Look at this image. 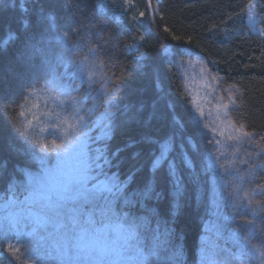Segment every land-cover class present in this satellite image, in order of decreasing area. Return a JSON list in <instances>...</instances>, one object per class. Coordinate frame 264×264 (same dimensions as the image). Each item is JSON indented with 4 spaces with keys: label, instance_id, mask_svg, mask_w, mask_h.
<instances>
[{
    "label": "trees",
    "instance_id": "1",
    "mask_svg": "<svg viewBox=\"0 0 264 264\" xmlns=\"http://www.w3.org/2000/svg\"><path fill=\"white\" fill-rule=\"evenodd\" d=\"M129 2L130 7L124 0H0V114L7 120L0 132V228L15 233L18 228L7 218L31 202L28 184L39 174L44 154L37 141L59 143L62 131L68 125L79 129L77 116L87 115L82 140L94 166L105 173L95 181L100 190L120 183L131 195L154 184L153 198L144 204L172 231L159 255L149 256L150 264H164L177 248L183 252L181 264H262L264 0ZM250 4L259 32L247 23ZM59 36L67 37V47L57 42ZM34 47L43 48V54L34 53ZM165 47L172 56L163 55ZM68 57L75 63L67 64ZM44 59L69 86L75 105L67 97H61L66 103L60 105L40 88L27 95L36 80L44 83ZM81 61L83 72L74 76ZM200 72L216 85L222 103L229 104V131L215 118L200 115L193 96ZM77 107L84 111L76 113ZM53 124L56 131L49 127ZM205 125L223 131L215 148L209 149L211 133L203 134ZM234 128L254 134L253 139L230 143L229 135H237ZM172 138L171 156L186 185L178 203L171 195L168 165L151 170L158 142L171 147ZM181 145L188 167L181 163ZM209 150L244 179L224 172L223 181L212 183V174L202 172ZM155 193L163 195L156 199ZM125 210L143 214L139 203ZM10 243L18 251L0 242V264H39L29 256L31 240ZM139 243L148 256L152 233L142 235ZM46 251L55 256L54 249Z\"/></svg>",
    "mask_w": 264,
    "mask_h": 264
},
{
    "label": "snow or ice",
    "instance_id": "2",
    "mask_svg": "<svg viewBox=\"0 0 264 264\" xmlns=\"http://www.w3.org/2000/svg\"><path fill=\"white\" fill-rule=\"evenodd\" d=\"M140 15L143 16L144 13L141 12ZM56 39L57 42H63L67 47L66 36H59ZM173 39L178 40L179 38L173 37ZM33 51L43 54L44 50L41 47H34ZM89 53L94 55L95 50L90 48ZM163 55L172 56L173 54L165 47ZM42 63L45 65L44 83L40 84L39 80H36L31 85L33 91L27 95H33L35 90L40 88L49 92L50 98L60 105L66 103L61 97H67L68 102L75 105L76 98L71 96L69 86L61 83L55 67L47 59H44ZM66 63L74 64L75 60L68 57ZM182 63L180 61L177 64L178 69ZM82 72L83 61L77 73L73 75H79ZM177 76L179 77V70ZM52 92L55 95H51ZM108 98L110 99L111 96ZM25 102H27V97H25ZM230 103L234 104L235 101L230 100ZM222 107L225 109L223 116L226 118L229 104H223ZM75 111L80 113L84 109L77 107ZM91 111L89 109L88 113L90 114ZM20 115L23 116L24 113L20 112ZM200 115L202 116L203 113L201 112ZM77 119L80 122L79 129L77 125H68L72 134L69 135L68 129H64L63 138L59 143L55 139L50 141V144L37 141L44 154L39 156L41 166L39 174L30 177L28 184L31 202L26 208H22L21 211L7 218L18 230L12 233L8 229L0 228V242L5 243L10 251H18L10 243L13 239H16L17 243L22 238L31 240L33 243L28 250L29 256H34L39 264H150L149 256L159 255L161 247L167 243V238L172 231L167 227V222L160 219L158 213L153 209H147L144 204L145 201L153 198L154 184L149 183L142 191L131 195L120 183L114 184L106 192L101 191V185L96 184L95 181L105 173L102 168L97 169L94 166L87 151V142L82 140L86 134L87 115H78ZM61 123L66 124L67 121H61ZM30 124L31 121L28 122V125ZM28 125H25L24 135H27ZM49 127L53 131L57 130L55 124ZM44 131L45 129L41 128V132ZM234 131L237 135H229L228 140L240 142L245 138L253 139L254 134L242 131L241 128H234ZM203 134L209 135V149L221 144L219 139V136L223 135L221 129L216 127L209 129L205 125ZM171 144L170 147L169 143L158 142L159 151L153 156L151 170L158 171L168 165L167 173L172 185L171 195L174 203H178L186 190V185L180 165L171 156L175 149L174 138ZM180 147L181 163L188 167L183 159L185 154L183 145ZM49 150L55 155H48ZM256 167L253 165V168ZM260 167L264 168V163ZM202 172L211 173L214 184L218 180L223 181L224 172L234 174V177L241 180L244 179L238 173H231L211 150L207 152ZM192 174L198 182L199 174L195 173L194 167ZM224 183L226 186V182ZM197 191L202 197V186L198 187ZM162 195V193H155V198L160 199ZM133 197H138V200H134ZM136 203H139L143 210L140 216L125 210ZM153 217H155L154 228L152 226ZM162 226L163 231H161ZM147 232L152 233L148 256L144 254L139 243L140 237ZM161 237L164 239L162 240ZM46 248L54 249L55 256L52 251H46ZM252 251H257L255 245L252 246ZM261 256L264 257V253H261ZM183 258L182 250L177 248L166 257L164 264H181Z\"/></svg>",
    "mask_w": 264,
    "mask_h": 264
},
{
    "label": "rangeland",
    "instance_id": "3",
    "mask_svg": "<svg viewBox=\"0 0 264 264\" xmlns=\"http://www.w3.org/2000/svg\"><path fill=\"white\" fill-rule=\"evenodd\" d=\"M125 4L129 7L131 3L129 0H124ZM253 4L247 8V23L249 27L256 32H259L256 26L254 14L252 12ZM193 84V96L196 106L199 111L206 115L208 118H215L217 124L222 130L229 131V124L223 116L225 109H223L222 101L217 94V87L213 81L209 80L205 75L197 76ZM3 124H7V120L3 113L0 114V132L3 129ZM230 143L232 140H228ZM211 264V263H210Z\"/></svg>",
    "mask_w": 264,
    "mask_h": 264
},
{
    "label": "bare ground",
    "instance_id": "4",
    "mask_svg": "<svg viewBox=\"0 0 264 264\" xmlns=\"http://www.w3.org/2000/svg\"><path fill=\"white\" fill-rule=\"evenodd\" d=\"M247 8H248V7H247ZM252 12H253V9H252ZM246 15H247V9H246ZM196 73H197V71H196ZM198 75H199V76L202 75L201 72L198 73Z\"/></svg>",
    "mask_w": 264,
    "mask_h": 264
}]
</instances>
